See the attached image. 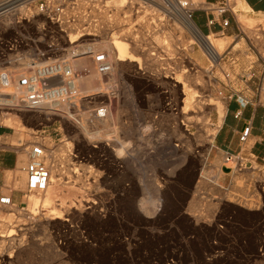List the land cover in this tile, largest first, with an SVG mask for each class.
I'll return each instance as SVG.
<instances>
[{"label": "rangeland", "instance_id": "1", "mask_svg": "<svg viewBox=\"0 0 264 264\" xmlns=\"http://www.w3.org/2000/svg\"><path fill=\"white\" fill-rule=\"evenodd\" d=\"M205 1L209 2L199 0L201 7L191 10L186 0L170 3L187 4L186 15L202 24L203 14L195 9L203 8ZM231 1L241 22L264 24V14L248 10L243 0ZM166 4L170 5L165 0H14L11 15L15 22L22 21L11 27V43L19 46L20 56L34 50L45 53L51 45L54 56H65L71 36L89 28L97 37H82L73 45L88 40L80 49L99 44L98 53H105V47L114 68L106 77L87 71L90 78L80 87L78 99L91 104L83 105L80 114L69 106L60 114L63 119L47 120L36 113L0 116V162L6 166L0 170V198H11V205H0V247L7 251L11 242L13 264H264V156L252 157L249 141L240 158L252 162L250 169L233 168L234 174L223 178L210 164L212 148L208 150L205 142L214 137L220 115L215 107L190 109L185 99L194 92L226 109L229 91L214 81L219 70L208 73L207 49ZM57 9L64 27L48 19ZM102 12L109 19L115 16L119 24L107 30ZM231 33L233 28L224 37L208 38L226 40V46ZM120 35L132 36L142 47L141 71L136 64L135 69L113 64L107 41ZM237 47L241 52L232 51L224 59V69L233 75L255 60L244 43ZM147 57L154 66L146 64ZM77 63L72 60V65ZM13 67L0 73L11 72V79L24 75L22 66ZM182 74L201 80L185 95L177 83ZM103 102L110 112L104 129H99L90 116ZM74 117L79 119L78 129ZM38 140L48 149L47 166L57 164L67 179L56 189L49 186L52 204L31 207L26 196L38 192L27 191L22 169L28 146ZM61 147L59 158L56 151ZM223 164L232 168L224 160ZM57 212L60 219L52 220Z\"/></svg>", "mask_w": 264, "mask_h": 264}, {"label": "built area", "instance_id": "2", "mask_svg": "<svg viewBox=\"0 0 264 264\" xmlns=\"http://www.w3.org/2000/svg\"><path fill=\"white\" fill-rule=\"evenodd\" d=\"M13 3L14 0H0V46L4 51L0 54V70L10 71L12 65L14 67L22 66L21 69L25 73L24 75L13 77V79H11V72L0 73V116L2 117L4 112H13L21 115L36 113L47 120L56 117L62 118L59 114V106L60 101L63 99L65 105H68V107L69 105H74L70 106L74 110V113L80 114L81 107L83 105H90L91 103L87 100L78 99V95H76L74 89L70 90L67 89L68 87L66 88V84L70 83L74 76L77 75V73L71 71V61L79 57H87V59L93 61L98 73L106 77L110 72V65L100 58L104 52H93L92 45H89L90 43L83 49L76 48L75 46L78 44L73 45L69 41L70 47L63 51L66 53L65 56H54L55 48L52 45L48 47L45 53L34 50L33 54L26 55L25 57L20 56L19 51H17L19 46L16 42L14 44L11 43V27H17L22 21L18 19L15 22L16 18H13L11 15L16 10L13 7ZM234 5L231 0L205 1L203 8L195 9L203 14L202 24H198L200 23L198 19L195 23L192 22L202 37L205 38L209 36L224 37L233 28V33L229 36L232 38L231 43L224 47L219 58H212L209 54L207 55L209 59L207 61L210 65L209 74H212L214 70H219L220 77L215 78L214 81L229 91L226 101L235 102L238 105L239 111L235 113V118H238L241 116L240 109L246 107H264V24L261 22L253 23L252 21H243L247 22L243 24L238 18L237 14L239 12L234 10ZM60 15L61 11L57 9L53 16L48 18L52 24L59 28L64 27L63 22L60 21ZM11 17L13 20H11ZM190 18L192 20L191 15ZM85 30H89V28L76 31L75 35L81 37L86 33ZM60 32L62 36L67 37V32L62 30ZM89 32L91 34L94 33L91 30ZM3 37H9V39L2 40ZM86 37L96 38L97 36ZM239 43L245 44L247 51L252 52L255 60L250 61L244 71L233 75L224 69L226 64L224 59L225 55L232 51L234 53L241 52L237 47ZM11 53L15 54V56L11 55ZM237 62L238 59L232 60L231 65L237 64ZM63 74L65 75L64 80ZM3 81L4 83L2 84ZM79 102L82 103L80 104ZM46 105H49V108H45L44 106ZM109 112V107L103 102L96 108L90 118H95L98 121L97 124H100L97 127L104 129ZM72 119L74 128L78 129L76 123H78L79 119L76 117ZM97 127L94 129H97ZM250 130L251 125L248 124L240 136L239 140L242 145L240 153H226L224 155V163L231 164L232 168L239 171L248 170L252 167L251 161L244 160L242 157L240 158L243 148L248 143ZM47 150V147L41 140L28 146L27 162L23 172L26 176V188L29 193L43 192L48 187L50 171L46 164ZM0 205H11V198H0ZM14 252L11 249V242L8 243L7 251L2 250L0 247V264H13Z\"/></svg>", "mask_w": 264, "mask_h": 264}, {"label": "bare ground", "instance_id": "3", "mask_svg": "<svg viewBox=\"0 0 264 264\" xmlns=\"http://www.w3.org/2000/svg\"><path fill=\"white\" fill-rule=\"evenodd\" d=\"M166 2H168L170 5L166 4L167 6H170V9L172 8L171 11H174L175 15H179L178 18L181 17V19L183 20L185 26L195 35V37L198 39V41L201 43V45L204 46V48L207 49V51L209 52V54L212 56V58H219L220 56V52L222 50V48L225 46V41L224 40H217V41H211L210 38H205V37H202V35L199 33V31L196 29L194 23L191 21V18L188 15H186V9L190 7L192 8H196V7H201V6H198V4H200V2L198 3L199 0H186V2L188 1V5L189 7H185L186 5H183L184 6H177L175 5L173 2L172 4L170 3L171 0H165ZM84 2V1H83ZM123 2V0H122ZM159 3V2H158ZM163 3V2H162ZM120 4V3H119ZM122 4V3H121ZM181 4V5H182ZM120 6V5H119ZM246 7V6H245ZM186 8V9H185ZM247 8V7H246ZM23 8H21L20 10H22ZM96 9V8H95ZM114 9V8H113ZM249 9V8H247ZM24 10V9H23ZM188 10V9H187ZM191 10V9H190ZM193 10V9H192ZM102 11V10H101ZM104 11V10H103ZM22 12V11H20ZM92 12H96V11H92ZM91 12V13H92ZM109 12V10H108ZM100 13V12H99ZM118 13V12H117ZM96 15V14H95ZM93 14V16H95ZM98 15V14H97ZM96 15V16H97ZM101 19L103 20L104 24H105V27H107V30H109L110 28H112L113 26H117L119 24V21L118 19L113 16V19H109V17L107 18L105 14H101ZM86 20V19H85ZM82 21V19H81ZM89 21V20H88ZM98 21V20H97ZM84 22V21H83ZM92 22V21H91ZM90 22V23H91ZM246 23V22H245ZM92 25V24H90ZM100 25V24H99ZM98 25V26H99ZM104 26V25H103ZM146 26V25H145ZM92 27V26H91ZM94 27V26H93ZM96 27V26H95ZM98 28V27H97ZM186 28V29H187ZM73 29V28H72ZM102 30V29H101ZM93 31V30H91ZM86 33L83 34V36L81 37H77V35L75 36H71V40L70 42L72 44H74V42H79L82 38V37H86V36H97V34L94 32L93 34H91L89 32V30H86L85 31ZM79 34V33H77ZM129 34V32H128ZM103 37L106 38L107 37V33L103 34ZM108 40V39H107ZM158 41H160L159 39H157ZM193 40H196V39H193ZM88 40L86 41H81V42H87ZM156 41V40H155ZM78 43V45H76L75 47H83V44ZM91 42V41H90ZM161 43V42H160ZM171 43V42H170ZM191 43V42H190ZM158 44V43H156ZM173 44V43H172ZM175 44V43H174ZM92 48H93V52H98V47L100 46L99 44H92ZM107 47H108V54L113 62V64L116 66V67H119L120 65H128V66H132V68L135 69V66L133 67V64H136V70H139L140 67H139V63H140V60L141 58L138 57L139 55L140 56H143L141 55V46L140 44L135 40V38H133L132 36L130 35H120L119 38H115V39H110V41L108 40L107 41ZM173 47V46H172ZM74 48V47H73ZM72 48V49H73ZM177 48V47H176ZM102 50H105V53L103 54V56H101L100 58L104 61H106L109 65H110V71H113V66L111 64V61L107 55V50L105 47L102 46L101 48V51ZM144 51V50H143ZM178 51V50H176ZM146 52V51H145ZM205 52V51H204ZM144 57V56H143ZM78 60V63L74 66L72 65V61H71V65H70V68H71V71L73 73H77V75L74 76L73 80H71L70 83L66 84V88L67 89H70V90H75L76 92V95L79 96V89L80 87L83 86V84L87 83L86 80L89 79L90 77H88L87 75V71H90L92 74L94 75H98L100 76V74L98 73L97 69L95 68V65L93 63V61L87 59V58H83V57H79L77 58ZM191 60V59H190ZM77 62V61H76ZM146 64H149V67H152L155 65V61H152L149 59V57H147L146 59ZM148 66V65H147ZM142 70V69H141ZM139 70V71H141ZM185 72V71H184ZM188 72V71H187ZM189 74V73H188ZM63 80L65 79V75L63 74ZM103 76V75H102ZM101 76V77H102ZM160 76V74H159ZM183 77V80H180L178 81L177 83L181 85V89H182V93L185 95V94H189L191 91L189 90L192 86H194L193 88V91L195 89V84H196V81H201L200 78H195L193 79H189L185 74H182L181 75ZM181 77V78H182ZM175 80V79H174ZM66 82V80H65ZM4 83V81L2 82V84ZM192 83V84H191ZM203 83V82H201ZM177 87V86H176ZM204 87V86H203ZM197 88V87H196ZM190 91V92H189ZM198 91V90H197ZM199 93V91L197 92ZM188 96V99H185V100H188V106L190 107V109L192 108H196L197 107V110L198 109H201V108H204L205 106L206 107H215L220 115V119L222 120V118L224 117V110L222 108V106H220L218 103L214 102L212 100H204L202 98H199L197 96H195V93L192 92ZM185 98V97H184ZM214 100V99H213ZM218 102V101H217ZM187 103V102H185ZM186 105V104H185ZM69 106H74V105H69ZM195 106V107H194ZM45 108H49V105H46L44 106ZM187 107V106H186ZM65 109H68V105H65V101L64 99L60 101V106H59V114H61L62 111H65ZM189 109V108H188ZM184 110V109H183ZM204 111V110H203ZM189 112V111H188ZM193 112V111H192ZM202 112V111H201ZM203 117V116H202ZM197 118V117H196ZM186 119V118H185ZM189 119V118H188ZM192 119V118H191ZM199 119V118H198ZM194 120V119H193ZM220 120V122H221ZM196 122V121H195ZM199 122V121H197ZM196 122V124H197ZM195 124V123H194ZM201 129V128H200ZM210 137V136H209ZM202 138V137H201ZM212 140H213V137H210L206 140L205 142V146L207 147L208 150H210L211 148H213L212 146ZM138 143V142H137ZM18 146V145H17ZM22 144H20L18 147H15L17 149L20 150V148H22ZM26 146V145H25ZM12 148V147H11ZM26 148V147H25ZM15 149V148H14ZM13 149V150H14ZM172 149V148H171ZM25 151V149H24ZM57 157H61L62 156V153L64 152V147H61L59 149H57ZM164 152V151H163ZM167 152V151H166ZM49 154V153H48ZM50 155V154H49ZM49 155H48V158H49ZM53 159L52 156L50 158V160ZM67 161V160H66ZM153 161V160H152ZM52 162V161H51ZM206 162V159L203 158V163L205 164ZM53 163H56L55 161ZM62 163V162H61ZM49 165V164H48ZM58 167L60 166H57V164H54V166L52 167H49V171H50V181H49V184H48V187L46 188L45 191L43 192H38L37 194H32L30 196H26V200L28 201V203H30L29 205H31V207H35L37 206L38 204L40 203H43L45 204L46 206H48L50 203H51V195L49 193V186H52L54 187V189H56V187H59L61 184L64 183V179H67L66 176L64 175V173L61 171V169H59ZM132 169V168H131ZM22 171H24V169H22ZM72 181V180H71ZM155 184V183H153ZM156 187V186H155ZM52 204V203H51ZM9 206V205H7ZM61 206V205H60ZM63 206V205H62ZM59 207V206H58ZM33 209V208H32ZM7 210V209H6ZM10 211V210H9ZM65 211V209L63 210ZM67 212V211H66ZM62 214V213H61ZM60 214L59 212H57L56 214H54V218H52V220H58L60 219ZM10 218V217H8ZM7 218V219H8ZM7 223V222H6ZM3 225V224H2ZM4 227H8V226H5ZM4 230V229H3ZM5 234V233H4ZM2 234V235H4ZM11 236V235H8V237ZM13 239V238H12ZM2 240V239H1ZM16 240V239H14ZM6 241V240H4ZM3 242V241H1ZM1 245V243H0Z\"/></svg>", "mask_w": 264, "mask_h": 264}, {"label": "crops", "instance_id": "4", "mask_svg": "<svg viewBox=\"0 0 264 264\" xmlns=\"http://www.w3.org/2000/svg\"><path fill=\"white\" fill-rule=\"evenodd\" d=\"M217 1L219 0H209V2ZM243 3L253 13L264 14V0H243ZM240 110L241 116L235 118V113L239 111L238 105L235 102H226L224 117L212 140L213 148L209 153L210 164L219 168L223 178L234 174L233 168L223 164L224 155L240 153L242 145L239 139L248 124L251 125L248 142H252V156L255 158L264 156V107H246ZM2 132L3 130H0V137L3 135ZM13 167L16 166L13 164ZM3 168L0 162V170Z\"/></svg>", "mask_w": 264, "mask_h": 264}]
</instances>
